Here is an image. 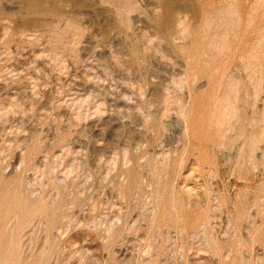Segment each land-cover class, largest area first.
I'll use <instances>...</instances> for the list:
<instances>
[{
    "label": "rangeland",
    "instance_id": "obj_1",
    "mask_svg": "<svg viewBox=\"0 0 264 264\" xmlns=\"http://www.w3.org/2000/svg\"><path fill=\"white\" fill-rule=\"evenodd\" d=\"M0 264H264V0H0Z\"/></svg>",
    "mask_w": 264,
    "mask_h": 264
}]
</instances>
